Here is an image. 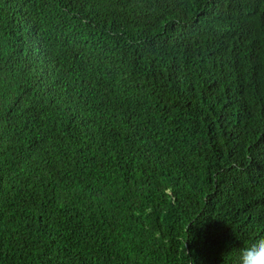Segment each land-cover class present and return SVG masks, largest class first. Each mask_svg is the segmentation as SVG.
<instances>
[{
	"label": "trees",
	"instance_id": "16d2710c",
	"mask_svg": "<svg viewBox=\"0 0 264 264\" xmlns=\"http://www.w3.org/2000/svg\"><path fill=\"white\" fill-rule=\"evenodd\" d=\"M261 238L264 0H0V264Z\"/></svg>",
	"mask_w": 264,
	"mask_h": 264
},
{
	"label": "clouds",
	"instance_id": "9594fccd",
	"mask_svg": "<svg viewBox=\"0 0 264 264\" xmlns=\"http://www.w3.org/2000/svg\"><path fill=\"white\" fill-rule=\"evenodd\" d=\"M239 264H264V238L240 251Z\"/></svg>",
	"mask_w": 264,
	"mask_h": 264
}]
</instances>
